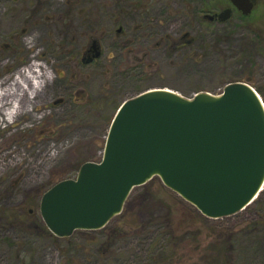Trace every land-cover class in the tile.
<instances>
[{"label":"rangeland","instance_id":"1","mask_svg":"<svg viewBox=\"0 0 264 264\" xmlns=\"http://www.w3.org/2000/svg\"><path fill=\"white\" fill-rule=\"evenodd\" d=\"M253 1L250 27L231 0H163L160 20L176 22L163 34L187 30L189 40L157 44L129 28L124 44L107 26L110 0H0V82L32 64L49 77L19 114L0 111V264H264V188L243 210L214 219L156 176L105 227L58 240L39 208L54 182L101 160L117 108L145 90L218 95L240 81L264 99V0ZM226 8L230 20L204 19ZM93 39L102 54L87 62Z\"/></svg>","mask_w":264,"mask_h":264},{"label":"water","instance_id":"2","mask_svg":"<svg viewBox=\"0 0 264 264\" xmlns=\"http://www.w3.org/2000/svg\"><path fill=\"white\" fill-rule=\"evenodd\" d=\"M231 1L244 15L255 6L253 0ZM232 14L226 8L217 18L224 22ZM93 47V58L99 57ZM156 176L208 218L251 204L264 188V100L257 90L238 81L220 95L186 97L152 88L125 100L110 124L101 161L85 162L75 178L48 189L40 213L59 238L98 230L122 212L135 187Z\"/></svg>","mask_w":264,"mask_h":264},{"label":"flooded vegetation","instance_id":"3","mask_svg":"<svg viewBox=\"0 0 264 264\" xmlns=\"http://www.w3.org/2000/svg\"><path fill=\"white\" fill-rule=\"evenodd\" d=\"M110 1L112 3V6H108V7L112 11V13L109 16L110 20L107 26L114 25L112 26V28L115 29L114 30V32L116 33L115 35L119 37L121 39L120 42L124 44L128 42H132V39H130V37L123 36L124 30L127 32L129 28L142 29L146 38H148L151 41L156 42L157 44L161 42L164 43V41L174 44V42L178 43L181 40H184V41L185 39L189 40L188 37H190V32H188L187 30H183L182 32L178 30L175 33H173V35L163 34L164 32L163 27H166V32H169L168 27L176 25V22L169 21V22L164 23L162 20H160L159 18L160 15L158 13H160L162 10L159 7L162 6L163 0H110ZM83 5L84 4H75L74 8L77 7L79 11H83L82 9ZM166 7L168 8V6ZM115 9H120L121 11H125L126 9L127 13L125 15L118 16ZM212 15H216V14H212ZM203 16H204V19H207L208 21H211V22L219 21L216 16L213 20L208 19L206 17L207 16L206 13L203 14ZM122 17H127L130 20H133L137 17L138 19H140V21L137 23L131 24L132 22L127 20V22L125 23L122 20ZM194 21H195L194 24L196 25L197 21L196 20ZM102 26L106 27V25H102ZM100 37L103 38V35H100ZM94 43H95L96 52L97 51L101 52L100 39L99 40L93 39L91 47L93 46ZM94 53H95L94 47L93 49L89 48L87 51V54H88L87 57L88 58L94 57Z\"/></svg>","mask_w":264,"mask_h":264},{"label":"bare ground","instance_id":"4","mask_svg":"<svg viewBox=\"0 0 264 264\" xmlns=\"http://www.w3.org/2000/svg\"><path fill=\"white\" fill-rule=\"evenodd\" d=\"M48 78L44 66L32 64L18 70L16 77L11 81L10 78L2 80L0 82V111L6 106H13L14 109L7 114L12 117L19 114L23 99L32 101L43 90L45 80Z\"/></svg>","mask_w":264,"mask_h":264},{"label":"trees","instance_id":"5","mask_svg":"<svg viewBox=\"0 0 264 264\" xmlns=\"http://www.w3.org/2000/svg\"><path fill=\"white\" fill-rule=\"evenodd\" d=\"M250 15L249 16H247V15H242L241 16V19H243L246 23H247V21H249L248 23H247V25L248 26H254L255 25V21H252L251 22V24H249L250 23ZM264 37H262V34H261V32L260 31H258L257 32V39H258V41H260V42H262V41H264V39H263ZM259 93H260V91L259 90H257ZM119 108V107H118ZM117 108V109H118ZM117 111V110H116ZM116 113V112H115ZM57 182H59V181H57ZM57 182H54L50 187H52L54 184H56ZM49 189V188H48ZM44 229L46 230V232H47V234L48 235H50L51 237H52V239H54V240H58V237H56V236H54L48 229H47V227L44 225ZM64 251V250H63Z\"/></svg>","mask_w":264,"mask_h":264}]
</instances>
